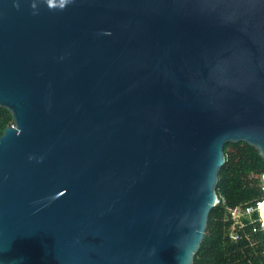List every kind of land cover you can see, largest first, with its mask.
I'll use <instances>...</instances> for the list:
<instances>
[{
	"label": "water",
	"instance_id": "water-1",
	"mask_svg": "<svg viewBox=\"0 0 264 264\" xmlns=\"http://www.w3.org/2000/svg\"><path fill=\"white\" fill-rule=\"evenodd\" d=\"M0 107V264H194L264 159V0H0Z\"/></svg>",
	"mask_w": 264,
	"mask_h": 264
},
{
	"label": "trees",
	"instance_id": "trees-1",
	"mask_svg": "<svg viewBox=\"0 0 264 264\" xmlns=\"http://www.w3.org/2000/svg\"><path fill=\"white\" fill-rule=\"evenodd\" d=\"M13 124L11 112L0 107V137ZM224 152L227 161L219 172L216 187L220 202L210 213L206 236L194 264H264V227L259 215L253 223L244 220L241 226L228 212L237 208L245 211L263 202L264 159L245 142L229 143Z\"/></svg>",
	"mask_w": 264,
	"mask_h": 264
},
{
	"label": "built area",
	"instance_id": "built-area-1",
	"mask_svg": "<svg viewBox=\"0 0 264 264\" xmlns=\"http://www.w3.org/2000/svg\"><path fill=\"white\" fill-rule=\"evenodd\" d=\"M12 126H14V124ZM219 202H218V204H219ZM261 204H262V202L258 203L256 207L247 208L245 211L237 208L234 210L230 209V210H228V212H229L231 219L234 220L237 224H240L241 226L244 225V220H242V218L251 217L254 213L258 214L259 220L262 222L263 227H264V223L262 221L261 212H260ZM239 220H241V221H239ZM254 221H256V220H253L251 222L253 223ZM232 237L235 238V236H232Z\"/></svg>",
	"mask_w": 264,
	"mask_h": 264
},
{
	"label": "rangeland",
	"instance_id": "rangeland-1",
	"mask_svg": "<svg viewBox=\"0 0 264 264\" xmlns=\"http://www.w3.org/2000/svg\"><path fill=\"white\" fill-rule=\"evenodd\" d=\"M255 216H256V214L254 213L251 217H244V218H242V220H248V221L250 220V221H253V220H255ZM239 221H241V220H239ZM232 236H235V235L232 234Z\"/></svg>",
	"mask_w": 264,
	"mask_h": 264
}]
</instances>
